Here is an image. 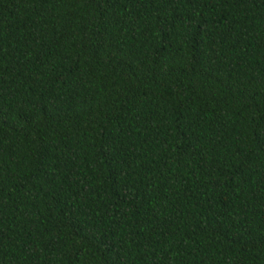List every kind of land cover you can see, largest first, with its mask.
Returning <instances> with one entry per match:
<instances>
[{
    "label": "trees",
    "instance_id": "obj_1",
    "mask_svg": "<svg viewBox=\"0 0 264 264\" xmlns=\"http://www.w3.org/2000/svg\"><path fill=\"white\" fill-rule=\"evenodd\" d=\"M0 264H264V0H0Z\"/></svg>",
    "mask_w": 264,
    "mask_h": 264
}]
</instances>
